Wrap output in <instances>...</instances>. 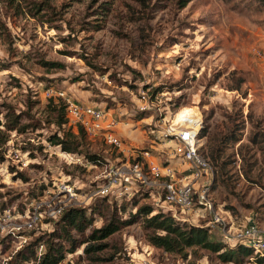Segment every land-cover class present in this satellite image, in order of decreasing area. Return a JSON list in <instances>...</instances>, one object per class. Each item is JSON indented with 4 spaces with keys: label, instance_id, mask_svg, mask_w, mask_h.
I'll list each match as a JSON object with an SVG mask.
<instances>
[{
    "label": "rangeland",
    "instance_id": "rangeland-1",
    "mask_svg": "<svg viewBox=\"0 0 264 264\" xmlns=\"http://www.w3.org/2000/svg\"><path fill=\"white\" fill-rule=\"evenodd\" d=\"M36 3L45 7L38 15L31 11ZM181 3L0 0V107L12 105L23 112L24 123L32 124L25 132H10L5 144L0 141V212L10 209L13 218L8 229L0 228V240L16 237L8 248L1 241L0 264H11L24 238L29 241L53 229L54 218L48 212L56 203H94L102 196L105 173L124 167L123 154L104 141L88 138L89 151L103 157L104 165L97 167L47 141L58 130L47 122V104L51 98H62L48 96L50 88L74 101L111 110L121 121L119 130L126 129V143L139 150L150 146L149 125L175 123L178 111L199 118L201 113L202 129L208 128L207 136L199 138L202 153L211 139L245 124L242 140L226 151L232 160L228 187L216 181L214 167L212 210L184 213L167 204L156 205L181 221H211L208 224L221 238L219 226L212 224L214 213L234 229L252 220L264 229V141L255 144L249 139L255 131L264 133V0H190L183 8ZM239 84V90L232 89ZM159 87L161 91L154 94ZM176 103L177 110L172 108ZM67 186L72 188V199L65 194ZM107 195L116 196L112 190ZM151 200L156 202V197ZM33 219L31 227L10 233L13 224ZM19 232L24 236L15 235ZM114 239L126 247L130 258L126 264H190L189 260L224 264L207 257L185 260L157 249L138 224ZM77 255L70 254L67 260ZM242 264L258 263L252 258Z\"/></svg>",
    "mask_w": 264,
    "mask_h": 264
},
{
    "label": "trees",
    "instance_id": "trees-1",
    "mask_svg": "<svg viewBox=\"0 0 264 264\" xmlns=\"http://www.w3.org/2000/svg\"><path fill=\"white\" fill-rule=\"evenodd\" d=\"M189 2L190 0H182L180 7H186ZM44 9L43 4L36 3L31 11L38 15ZM43 63L55 65L53 62L43 61ZM1 65L4 67L5 64ZM240 88L241 84L232 89ZM161 89L162 87L157 88L154 94ZM179 106L176 103L172 108L177 110ZM47 108H49L47 122L58 128L47 137V141L53 146H60L65 152L82 157L91 166L104 165L102 156L89 151L90 140L84 129L80 126L77 129L67 126L69 119L66 101L63 98L57 101L51 98ZM23 118V112H17L12 105H1V143L5 144L8 141L10 132H25L31 127L32 124L24 123ZM244 125L229 128L218 138L211 139L203 152L217 171L218 180L216 181H220L225 187H228L230 182L226 176L229 165L232 163L226 151L242 140L243 132L241 131ZM207 134L208 128L204 126L199 137L203 138ZM249 139L255 144L262 142L264 133L261 130L255 131ZM243 147L244 144H241V152ZM242 154L244 158V153ZM255 163L257 165L258 161ZM246 174L249 179H252L248 172ZM215 187L216 183L211 188V196L214 194ZM140 198L149 199L150 202L141 203ZM151 199L152 193L141 188L131 196L102 195L88 206H67L60 216L50 220L53 222L51 231H42L32 240L21 242L13 252L10 263L62 264L67 261L66 264H126L130 259L127 256L126 247L121 239H114V237L125 228L138 224L142 227L147 242L151 246L168 254L178 255L185 260L193 257L196 261L207 257L209 260L224 264H242L253 258L254 262L264 264V253H258L252 247L241 243H227L214 231V226L208 224V220L198 224L181 221L172 212L158 208ZM212 201L214 203L213 198ZM98 220L101 221V225H97ZM15 235L24 236L22 232ZM15 238L8 235L7 238L0 240V245L3 242L5 248H8ZM41 246L42 251L39 250ZM77 252L78 255L74 260H67L68 255ZM189 263L196 264L191 260Z\"/></svg>",
    "mask_w": 264,
    "mask_h": 264
},
{
    "label": "built area",
    "instance_id": "built-area-1",
    "mask_svg": "<svg viewBox=\"0 0 264 264\" xmlns=\"http://www.w3.org/2000/svg\"><path fill=\"white\" fill-rule=\"evenodd\" d=\"M46 94L65 99L67 116L73 127H82L90 140L104 141L125 157L124 167L110 168L105 173L99 190L102 195H107L112 190L117 197L131 196L143 188L156 197L155 203L167 204L184 213L213 209L211 186L215 170L200 150L202 118L198 123L186 118L179 123L161 125L159 122L149 125L150 146L139 150L128 145L119 134L121 121L111 110L74 101L66 96L65 92H57L52 88L47 89ZM144 109L145 106H141V110ZM162 154L167 155L165 159L159 157ZM181 164H186L187 168L181 169ZM135 184L138 187L134 189ZM66 192L68 199H72L74 194L70 186H67ZM67 206L69 205L65 202L63 205L56 203L48 215L57 218ZM12 219L10 209L0 212V228L8 229ZM34 222L35 219L26 224L15 223L9 231L15 233L23 227H31ZM212 223L219 226L227 243H241L252 247L258 253H264V229L258 224L249 223L234 229L231 228V223L226 222L217 213H214ZM26 241L27 238H24V242Z\"/></svg>",
    "mask_w": 264,
    "mask_h": 264
},
{
    "label": "bare ground",
    "instance_id": "bare-ground-1",
    "mask_svg": "<svg viewBox=\"0 0 264 264\" xmlns=\"http://www.w3.org/2000/svg\"><path fill=\"white\" fill-rule=\"evenodd\" d=\"M176 117H177L176 123H179L180 121H183L186 118H189L190 121H193V122H197L198 123L199 122L198 120H201V118H202L201 113H200V118H199V116L197 117L195 115H192V114H190L187 111H181L180 113H178L176 115Z\"/></svg>",
    "mask_w": 264,
    "mask_h": 264
},
{
    "label": "crops",
    "instance_id": "crops-1",
    "mask_svg": "<svg viewBox=\"0 0 264 264\" xmlns=\"http://www.w3.org/2000/svg\"><path fill=\"white\" fill-rule=\"evenodd\" d=\"M120 131H122L121 133H120ZM124 131H126V129L124 128V129H122V130H119V134L121 135V136H123V133H124ZM126 135H128V136H131L132 137V135H130L129 133L127 134V132H126ZM208 223H211V221H209ZM213 224V223H212ZM250 224H256L253 220L250 222ZM219 231H220V229H219Z\"/></svg>",
    "mask_w": 264,
    "mask_h": 264
}]
</instances>
